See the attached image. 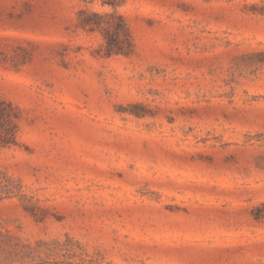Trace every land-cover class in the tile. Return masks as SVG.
<instances>
[{
    "label": "rangeland",
    "instance_id": "374dc122",
    "mask_svg": "<svg viewBox=\"0 0 264 264\" xmlns=\"http://www.w3.org/2000/svg\"><path fill=\"white\" fill-rule=\"evenodd\" d=\"M85 8L0 0V264H264V0Z\"/></svg>",
    "mask_w": 264,
    "mask_h": 264
},
{
    "label": "trees",
    "instance_id": "16d2710c",
    "mask_svg": "<svg viewBox=\"0 0 264 264\" xmlns=\"http://www.w3.org/2000/svg\"><path fill=\"white\" fill-rule=\"evenodd\" d=\"M92 3L95 0H84ZM127 0H104L113 7V11L99 12L90 8L78 12L77 28L85 31H100L104 44L102 54L106 57L114 54H130L133 50V39L129 24L117 7ZM18 107L11 101L0 99V146L11 145L16 141Z\"/></svg>",
    "mask_w": 264,
    "mask_h": 264
}]
</instances>
